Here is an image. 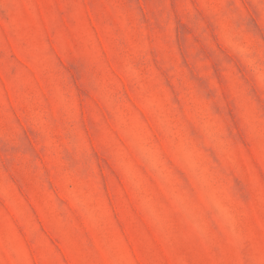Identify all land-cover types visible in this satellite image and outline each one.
<instances>
[{
    "label": "rangeland",
    "instance_id": "obj_1",
    "mask_svg": "<svg viewBox=\"0 0 264 264\" xmlns=\"http://www.w3.org/2000/svg\"><path fill=\"white\" fill-rule=\"evenodd\" d=\"M0 264H264V0H0Z\"/></svg>",
    "mask_w": 264,
    "mask_h": 264
}]
</instances>
